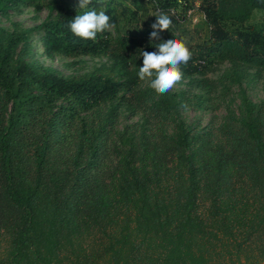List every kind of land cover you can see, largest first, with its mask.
<instances>
[{"label":"trees","instance_id":"16d2710c","mask_svg":"<svg viewBox=\"0 0 264 264\" xmlns=\"http://www.w3.org/2000/svg\"><path fill=\"white\" fill-rule=\"evenodd\" d=\"M124 1L0 0V18L50 13L34 29L0 26V264H264V100L241 91L231 107L235 86L264 81V22L244 26L264 0H201L195 43L193 0ZM148 8L143 29L118 33ZM91 10L117 35L75 37L68 25ZM160 12L172 24L150 40ZM35 30L46 59L110 64L63 76L37 59ZM171 38L192 58L184 88L161 95L138 77L141 53ZM190 108L224 114L199 130L180 117Z\"/></svg>","mask_w":264,"mask_h":264},{"label":"rangeland","instance_id":"374dc122","mask_svg":"<svg viewBox=\"0 0 264 264\" xmlns=\"http://www.w3.org/2000/svg\"><path fill=\"white\" fill-rule=\"evenodd\" d=\"M117 1V0H116ZM119 1V0H118ZM201 0H193L194 10L189 11L188 18L185 22V29L188 31V34L185 37V42L195 43L199 38L205 34V27H201L202 25V15L199 11ZM123 4L129 5L128 1L123 0ZM150 8H148L149 10ZM23 12L17 14L14 11L9 12V16L7 18H0V26L11 30V25L15 22L19 23L24 29H34L39 26L42 22H44L49 16L50 13L46 7H44L41 11L36 12L33 10V7H23ZM154 13L152 9H150L147 14L138 13L135 17H132L129 22L126 20H121L118 26L119 34H126L127 32H135V28L143 29L145 21H152ZM264 22V12L256 10L248 21L247 25H260ZM109 33L112 37L116 36L117 33L112 29H108ZM163 34V33H162ZM161 34V35H162ZM41 35L40 30H35L32 34V46L37 53V59L42 62L45 66L52 67L56 69L63 76H73L79 77L84 75L85 73L93 71L94 68H97L102 63L110 64L107 61V57L98 56L94 58L79 56L66 58L62 56H56L54 59L49 60L46 59L42 55L41 46L39 44V37ZM164 36V34H163ZM184 42V43H185ZM229 68V65L224 64L215 69V71H209L206 73V77L210 79H217L219 75H221L226 69ZM184 88L183 84H176L172 91H178ZM244 92L245 95L252 100L253 102H260L264 100V81L263 80H246L243 81L240 85L235 86L232 89L234 97L233 103L231 107L238 112V107L240 104V99L236 97V94L239 92ZM231 99V97H230ZM224 114V110L220 109L216 112L213 111H198L193 108L187 109L180 113V117L186 121L192 127L198 128L199 130H203L208 126H217L221 122L222 116ZM135 120V119H134ZM127 117H123L120 125L123 126L131 121Z\"/></svg>","mask_w":264,"mask_h":264},{"label":"clouds","instance_id":"9594fccd","mask_svg":"<svg viewBox=\"0 0 264 264\" xmlns=\"http://www.w3.org/2000/svg\"><path fill=\"white\" fill-rule=\"evenodd\" d=\"M91 3L92 0H79V7L85 8ZM171 24L168 13H158L156 22L152 25L150 40H159V32L169 30ZM68 27L75 37L94 41L98 33L110 29L113 25L104 11L91 10L78 14ZM155 47L157 50L154 52L142 51L143 66L139 68L138 77L141 81L149 80L150 87L162 95L182 80L181 65H187L192 53L182 40L173 38L156 44Z\"/></svg>","mask_w":264,"mask_h":264}]
</instances>
